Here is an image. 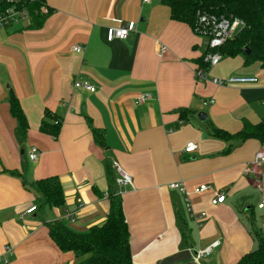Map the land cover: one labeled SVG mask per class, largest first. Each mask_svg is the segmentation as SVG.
Here are the masks:
<instances>
[{"label":"crops","instance_id":"1","mask_svg":"<svg viewBox=\"0 0 264 264\" xmlns=\"http://www.w3.org/2000/svg\"><path fill=\"white\" fill-rule=\"evenodd\" d=\"M53 11L38 30L30 19L0 28V255L9 264H80L61 252L48 224L78 233L106 221L111 193L121 192L134 264H237L254 251L251 219L263 229V192L248 174L262 143L226 142L212 128L239 133L264 120V69L243 55L203 69L205 42L171 19L163 0H45ZM135 25L126 40L109 28ZM84 51L77 54L75 46ZM162 47L166 51L162 52ZM255 77L254 84L214 79ZM89 83L95 92L76 88ZM142 95L149 99L140 102ZM15 97L28 122L25 137L11 114ZM214 102L213 104L211 102ZM61 121L57 138L41 125ZM104 135L95 142L91 126ZM190 143L196 150L187 153ZM32 147L40 151L29 159ZM120 166L133 186L119 187ZM60 180L64 205L39 208L36 184ZM182 183L188 197L170 188ZM208 185L210 190L196 194ZM226 201L213 206L217 194ZM189 199L192 212L187 208ZM37 212L25 215L31 207ZM194 213V214H193ZM201 213L206 217L199 219ZM71 218L74 220L72 221ZM213 246L197 262L195 254ZM11 249L12 253H8Z\"/></svg>","mask_w":264,"mask_h":264},{"label":"trees","instance_id":"2","mask_svg":"<svg viewBox=\"0 0 264 264\" xmlns=\"http://www.w3.org/2000/svg\"><path fill=\"white\" fill-rule=\"evenodd\" d=\"M163 3L170 9L173 21L187 25L195 34L199 14L243 20L245 26L220 49V53L223 57L232 58L243 55L246 66L259 63L264 69V0H163ZM8 7V4L0 3V13ZM24 9L31 21L29 28L33 30L40 29L53 13L45 0H27ZM246 49L249 53L245 52ZM204 58L202 56L197 60L198 69L208 70L210 66ZM10 110L18 123L19 134L25 137L28 122L15 97L10 99ZM60 128L61 121L58 118L52 123L45 121L41 125L42 133L54 138L59 136ZM91 131L95 142L104 146L103 133L93 126ZM212 136L232 143L257 139L264 145V120L257 124L246 121L237 134L212 128ZM108 167L111 182L115 183L113 174L116 175V172L114 170L112 173L110 165ZM36 191L39 208H61L64 205L63 190L58 178L38 182ZM47 227L58 249L63 253H73L80 259V264H134L121 195L110 194L106 221L86 233L75 232L64 221L49 223ZM251 228L257 248L244 255L237 264H264V231L257 226L255 218L251 219Z\"/></svg>","mask_w":264,"mask_h":264},{"label":"built area","instance_id":"3","mask_svg":"<svg viewBox=\"0 0 264 264\" xmlns=\"http://www.w3.org/2000/svg\"><path fill=\"white\" fill-rule=\"evenodd\" d=\"M27 0H0V3H6L9 7L0 13V28H6L13 25H18L25 19H30L27 11L24 9V5ZM152 0H142V3H151ZM245 26V22L239 18L235 17H217L208 14H199L197 19V28L196 35L206 40V55L205 62L211 67H215L218 65L222 59V55L220 53V49L231 39L235 37L237 32ZM135 31V25L130 24L124 27H114L109 28L107 31V40L109 42L115 40H126L132 32ZM73 51L77 54H82L84 49L82 46H75ZM166 51V47H162V52ZM195 76L198 81H205L207 75L203 71V69H197L195 71ZM258 81L255 77H232L229 79H214L213 83L216 85H229V84H254ZM76 88L85 89L89 92H95L96 88L91 84L85 83H76ZM149 99V95H142L140 97V102H144ZM214 103L213 101L211 102ZM196 150V145L194 143H190L187 148V153H192ZM40 156V151L36 147H32L29 153V159L31 162L35 163L38 161ZM115 172L117 176V185L119 187L133 186V179L129 173H127L120 166H115ZM247 173L253 174L256 176V182L260 186L263 192V200L258 205L259 210H264V145H262L260 151L256 154L255 160L250 164V169L247 170ZM170 188L173 190H178L179 192L185 194L188 197L187 190L183 186L182 183H172ZM207 190H210L208 185H202L198 189L195 190L196 194H201ZM117 195H121V192L117 193ZM226 201V195L223 193H219L216 195L214 199H212L211 203L213 206H219ZM187 208L190 212H192L191 204L189 199H187ZM37 212V207H31L25 215H32ZM194 214V213H193ZM199 219H203L206 217V213H201ZM72 221H74L71 218ZM264 229V224H263ZM213 246L207 247L204 250H200L195 254V259L197 262H200L207 258L213 251ZM8 253H12L11 249H7ZM0 264H9L5 261L0 255Z\"/></svg>","mask_w":264,"mask_h":264},{"label":"rangeland","instance_id":"4","mask_svg":"<svg viewBox=\"0 0 264 264\" xmlns=\"http://www.w3.org/2000/svg\"><path fill=\"white\" fill-rule=\"evenodd\" d=\"M204 42H206V40L204 38H201ZM257 248V247H256Z\"/></svg>","mask_w":264,"mask_h":264},{"label":"water","instance_id":"5","mask_svg":"<svg viewBox=\"0 0 264 264\" xmlns=\"http://www.w3.org/2000/svg\"><path fill=\"white\" fill-rule=\"evenodd\" d=\"M245 52H246V53H249V51H248L247 49L245 50Z\"/></svg>","mask_w":264,"mask_h":264},{"label":"bare ground","instance_id":"6","mask_svg":"<svg viewBox=\"0 0 264 264\" xmlns=\"http://www.w3.org/2000/svg\"><path fill=\"white\" fill-rule=\"evenodd\" d=\"M205 55H206V53H205ZM222 55V54H221Z\"/></svg>","mask_w":264,"mask_h":264}]
</instances>
